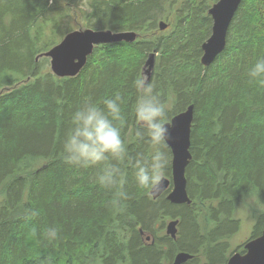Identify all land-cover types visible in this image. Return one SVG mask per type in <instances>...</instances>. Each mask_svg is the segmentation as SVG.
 Instances as JSON below:
<instances>
[{
    "label": "trees",
    "instance_id": "16d2710c",
    "mask_svg": "<svg viewBox=\"0 0 264 264\" xmlns=\"http://www.w3.org/2000/svg\"><path fill=\"white\" fill-rule=\"evenodd\" d=\"M218 1L0 0V264H174L178 253L193 256L185 264L228 262L234 254L228 239L241 226L233 216L237 204L245 206L251 194L264 202V170H255L264 166V82L247 76L264 57V0H243L225 51L204 67L209 11ZM73 8L87 29L137 39L97 46L80 75L58 78L38 60L80 30ZM151 54L149 81L170 122L194 106L186 172L192 203L172 204L170 189L154 199L124 167L132 199L114 208L92 170L65 163L62 141L69 114L84 98L102 104L119 95L130 154L147 151L134 136L132 82L144 75ZM169 150L164 175L172 182ZM168 220L179 222L175 239L165 233ZM50 227L55 240L45 237ZM263 230L264 211L250 241Z\"/></svg>",
    "mask_w": 264,
    "mask_h": 264
},
{
    "label": "clouds",
    "instance_id": "9594fccd",
    "mask_svg": "<svg viewBox=\"0 0 264 264\" xmlns=\"http://www.w3.org/2000/svg\"><path fill=\"white\" fill-rule=\"evenodd\" d=\"M250 82H264V57L247 70ZM136 92L134 113L137 127L134 136L147 151L130 154L123 132L126 114L122 96L104 99L101 103L86 97L69 114V123L62 141L64 161L77 169L92 170L94 182L111 195L114 208L125 206L132 199L123 168L131 169L136 188L158 193L169 167L170 116L166 104L147 75L132 82ZM35 216L36 212H32ZM45 237L55 240L57 231L50 227Z\"/></svg>",
    "mask_w": 264,
    "mask_h": 264
},
{
    "label": "water",
    "instance_id": "95a60500",
    "mask_svg": "<svg viewBox=\"0 0 264 264\" xmlns=\"http://www.w3.org/2000/svg\"><path fill=\"white\" fill-rule=\"evenodd\" d=\"M243 0H219L210 9L213 26L211 36L203 44L201 63L209 67L225 51L228 32L231 23L239 10ZM165 23L160 24L161 31L167 29ZM137 39L136 33L95 31L81 29L67 35L62 42L51 49L44 57L51 59L52 73L58 78H74L80 75L88 58L93 54L95 47L115 43H133ZM156 54H151L146 62L144 75L151 76L155 67ZM194 121V106L175 116L169 127V147L172 150V190L167 195V200L172 204H191L187 192L186 169L192 160L190 153L191 131ZM162 189L158 193H151L154 199L164 194L170 187L168 178L162 179ZM178 221L170 222L167 235L176 238ZM150 238H147L149 241ZM246 254L236 253L230 257L226 264H264V230L262 235L251 240L245 245ZM193 258L187 253H179L174 264H185Z\"/></svg>",
    "mask_w": 264,
    "mask_h": 264
},
{
    "label": "rangeland",
    "instance_id": "374dc122",
    "mask_svg": "<svg viewBox=\"0 0 264 264\" xmlns=\"http://www.w3.org/2000/svg\"><path fill=\"white\" fill-rule=\"evenodd\" d=\"M63 4L66 5V3H63ZM71 15H72V19L73 20L75 19L77 29L87 28L86 22H84L82 20V18L80 17V15L78 14L76 9H74V8L72 9ZM46 59H48V60H46ZM38 61H43L44 62L43 68L45 70H50V72L52 73L51 59L50 58L42 57V58H39ZM148 78L150 79L151 76ZM259 159H260V157L256 158V160H259ZM263 168H264V166L260 165L259 168H255V170H259V172H260L261 170H264ZM262 174H263V172H262ZM163 178H167V177L164 175ZM245 204H246L245 206L242 204L238 206V204H237V207L234 211V215H233L234 219L240 220L241 226H240V230L228 239V242L230 244V253L232 252V254L233 253L234 254L239 253L242 250L243 246L245 247L246 243L250 242L252 230H253L254 225L256 223V219L259 216V212L264 211V202H263L262 198L257 194H251V195L247 196ZM188 205H190V204H188ZM170 222H171V220L167 221V225L165 226L166 227L165 233H167V228H168V225ZM239 246H241L242 248L240 247L241 249L238 250L237 248ZM233 255H231V256H233Z\"/></svg>",
    "mask_w": 264,
    "mask_h": 264
},
{
    "label": "bare ground",
    "instance_id": "6f19581e",
    "mask_svg": "<svg viewBox=\"0 0 264 264\" xmlns=\"http://www.w3.org/2000/svg\"><path fill=\"white\" fill-rule=\"evenodd\" d=\"M184 112H185V111H184ZM182 113H183V112H182ZM180 114H181V113H180ZM180 114H179V115H180ZM193 122H194V121H193ZM191 135H192V131H191ZM190 149H191V147H190ZM190 153H191V152H190ZM191 155H192V154H191ZM191 161H192V160H191ZM191 161H190V162H191ZM189 164H190V163H189ZM188 166H189V165H188ZM187 168H188V167H187ZM186 172H187V169H186Z\"/></svg>",
    "mask_w": 264,
    "mask_h": 264
},
{
    "label": "flooded vegetation",
    "instance_id": "af4514ba",
    "mask_svg": "<svg viewBox=\"0 0 264 264\" xmlns=\"http://www.w3.org/2000/svg\"><path fill=\"white\" fill-rule=\"evenodd\" d=\"M247 244V243H246ZM244 250H245V248H244ZM242 255H244V254H246V250H245V253H241ZM230 259V258H229Z\"/></svg>",
    "mask_w": 264,
    "mask_h": 264
}]
</instances>
